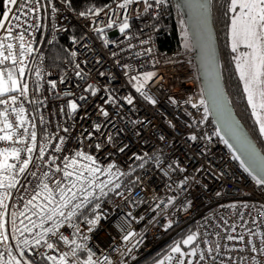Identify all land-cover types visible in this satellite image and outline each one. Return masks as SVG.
Returning a JSON list of instances; mask_svg holds the SVG:
<instances>
[{"label": "built area", "instance_id": "2783aa9c", "mask_svg": "<svg viewBox=\"0 0 264 264\" xmlns=\"http://www.w3.org/2000/svg\"><path fill=\"white\" fill-rule=\"evenodd\" d=\"M20 2L25 7L17 10L13 6L10 14L19 19L6 22L11 34L0 29V51L17 58L15 64L9 58L0 69L23 66L27 85L23 95L17 90L0 96V100H8L0 104V113L7 111L6 118L0 115V128L4 129L0 136H13L0 140V149L21 150L20 160L8 159L16 168L0 176L5 184L10 176L16 182L15 187L0 188L8 193L5 207L0 208L4 214L0 231L6 237L0 239V258H9L14 250L51 264L47 257L54 256L58 264L60 256L75 247L59 240L62 234L83 245L76 256L69 255V264H85L89 253L96 264H140L160 250L159 241H172L187 233L186 239L195 237L192 252H169L157 264H264V189L209 122V110L206 114L200 105L201 100L207 102L193 55L188 50L169 52L160 47L172 22L171 0H133L124 8L120 7L124 0H114L102 12L84 15L72 13L68 6H51L52 0ZM125 19L129 28L120 32ZM74 27L82 36L72 38L66 47L72 62L62 70L50 69L49 49ZM146 74L153 75L145 81ZM13 95L15 102L10 98ZM127 98L132 99L131 104ZM73 101L78 105L75 112L69 106ZM20 108L24 110L23 127L17 115ZM5 119L12 129L5 126ZM32 131L36 133L32 161L21 174L22 160L29 155L24 150L33 147ZM21 138L24 143H19ZM41 147L45 150L42 160ZM77 151L94 156L104 169L115 165L114 176L124 173L116 181L121 187L92 214L88 209L97 200L79 210L73 218L79 232L65 222L57 235L45 237L54 244L52 249L43 241L26 247L23 241L34 240L41 231L21 232L25 225L31 227L28 217L37 220L25 208L36 177L49 172L46 182L54 187L52 180L62 178L55 172L56 166L63 167L64 158ZM53 157L55 163H49ZM97 215L101 218L96 225L86 222ZM84 216L86 220H81ZM51 224L49 221L45 227ZM101 234L107 239H101Z\"/></svg>", "mask_w": 264, "mask_h": 264}, {"label": "snow or ice", "instance_id": "6c2138e0", "mask_svg": "<svg viewBox=\"0 0 264 264\" xmlns=\"http://www.w3.org/2000/svg\"><path fill=\"white\" fill-rule=\"evenodd\" d=\"M31 3V0H28ZM157 3H164L165 0H156ZM133 3V0H124V3L120 4L121 8L126 7ZM7 11L0 16V29H5L9 35L12 32L10 27H7L6 22L10 19H19V16H10L13 10V6H18L19 8L25 7L20 0H6ZM151 6V5H149ZM193 7L199 11L203 5L198 2V0H193ZM237 8L240 9V13L237 16H233L231 23V32H232V50L236 51L238 44L244 43L250 49H252V53L246 54L249 56V59L244 61L243 67L238 64L237 67L241 69V78L245 80V90L249 93V102L252 103L253 108L257 107V104L254 100V91L250 84H259L261 85V89L259 91L260 102L259 108L264 109V0H231V10L235 13ZM80 15H84L83 12ZM111 27V25H109ZM129 28V24L127 20L122 23L120 26V32H124L125 29ZM98 31H103V29H98ZM21 41H23L24 37L21 34L19 37ZM187 46V45H186ZM3 45L0 44V48ZM7 48L11 50L12 45L8 44ZM11 58L13 63H17L16 56L12 55L9 52V55H4L2 51H0V64H3L6 60ZM22 63V62H21ZM21 75L24 74V67L21 66L18 69ZM7 80L5 79V72L0 69V96H3L6 92H13L17 90V86L19 85V81L14 77L13 71L8 70L6 73ZM153 74H146L144 76V80L147 81L151 79ZM37 76L39 73L37 72ZM133 79H138L137 77H133ZM10 82V86H9ZM52 87L55 88V83H52ZM91 87V86H90ZM143 85L137 87V91H141ZM21 95H23L27 91V85H23L20 89ZM95 95V90L92 92ZM13 102L16 101L17 97L15 95L10 97ZM84 99V97H81ZM8 100H0V104H7ZM127 103L131 104L132 99L127 98ZM155 103V101H153ZM200 105L204 106L205 113L208 112L207 104L204 100L200 101ZM70 108L73 112L77 110L78 105L73 101L70 103ZM193 107H199V105H193ZM23 108H20L17 112V115L21 116V124L23 127L24 120L22 117ZM0 115L7 117V111L0 113ZM105 117L108 116L107 112H103ZM259 130L261 134H264V117L259 116ZM4 124L8 129H12L13 125L4 120ZM99 125L96 126V130L99 131ZM224 128L228 133L237 137L240 140L242 146L245 145V141L239 137L238 131L233 128L227 118H224ZM3 128H0V131H3ZM67 132V129H64ZM27 132V129H25ZM219 135V133H217ZM31 140L33 142V147H29L25 149L27 153H29L27 158L22 160V166L19 168V173H25L26 169L29 168V164L32 161L31 153L33 152V148L35 147L36 142V133L32 131L30 133ZM13 136L11 134H6L4 136H0V140H12ZM109 143H111V137L108 138ZM191 139L195 140L196 137L193 136ZM14 143L16 141H13ZM19 143H24L23 138L19 140ZM60 143H64V139H60ZM227 143V141H225ZM101 147L100 144L96 145V148L99 149ZM231 147V146H230ZM61 149L57 147L55 151L59 152ZM120 151H124V149H120ZM45 155V150L43 147L39 149V159H43ZM251 164L250 167H255L260 170L261 173H264V158L260 160H256L252 158V154L249 153ZM14 157L17 160L21 159V150L18 148L9 149H0V157H3L0 160V176H2L3 172H11L16 168L15 164L8 163L9 157ZM239 159V157H236ZM55 157L52 158L49 163H55ZM137 159H141V157H137ZM83 161V162H82ZM242 163H244L242 161ZM63 167L57 165L55 168L56 173H60L62 178H55L52 180L51 186L46 181L50 178L49 172H44L42 176L36 177L37 183L32 186L33 194L27 200L25 204V208L29 209L33 216L37 217V220H32L31 217H28L29 223L31 227L25 225L21 232H31L35 228H40L41 231L36 234L34 240L30 241L25 239L23 244L27 247L30 244H35L39 246L43 241L47 248L52 249L54 247L53 243H48L45 237L51 233L52 235H57L59 228L67 222L70 227L76 229V232H79V227L77 224L73 223V218L78 217V212L81 209H84L87 205L91 204L93 200H97L100 197L107 195L109 191H115L120 188V183L116 182L119 179V176L124 175V173L117 172L116 175H113L112 169L115 168V165H110L107 169H104L97 162L96 158L92 155L86 154L83 151H77L73 157H65L62 161ZM247 170V169H246ZM32 176H36V173H31ZM107 176V180L100 179L101 176ZM257 182L260 184H264V176H259L257 178ZM15 177L10 176L8 179V183L5 184L3 179H0V188H12L15 187ZM111 186V187H110ZM107 190V191H106ZM118 195L120 193H117ZM8 198V193L0 192V208L5 207V200ZM31 206V208H29ZM95 208H99V203L95 204ZM67 210V211H66ZM83 214V213H81ZM3 213H0V229L4 228L3 222ZM15 215V214H13ZM23 215V213H21ZM59 217V219H57ZM100 216H95L94 219L87 220L86 222L90 225H96L100 220ZM38 221V222H37ZM49 221L52 222L50 227H45ZM13 226H15V220H13ZM23 224V221H21ZM15 230V227H14ZM0 239H6L4 233L0 231ZM59 240H63L65 244H74L75 247L71 249V252H65L60 256L58 264H69L68 257L76 256L77 250L82 248L83 245L76 244L75 240H69L67 236L62 234L58 237ZM125 239H128L126 236ZM195 239L194 236H189L183 243L190 244ZM229 240L234 239V237L229 236ZM242 240L243 237H240ZM262 244H264V240H262ZM253 251L256 250L255 245L252 248ZM173 251L180 254L181 248L179 246L173 248ZM211 251V249H210ZM23 255V252H21ZM195 255V253H193ZM203 258V257H201ZM48 260L53 261V264H57V258L54 256H48ZM107 259V258H105ZM0 264H20L19 260H16L13 257L11 260L5 262L0 260ZM85 264H96L93 260L91 253L88 254L87 260Z\"/></svg>", "mask_w": 264, "mask_h": 264}, {"label": "trees", "instance_id": "16d2710c", "mask_svg": "<svg viewBox=\"0 0 264 264\" xmlns=\"http://www.w3.org/2000/svg\"><path fill=\"white\" fill-rule=\"evenodd\" d=\"M68 8L74 12H83L94 14L103 11L108 8L114 0H63ZM172 8V27L167 31L165 37L160 41V47L164 51H174L177 49L186 48L183 47L182 33L187 30L185 29V23L181 14L177 11L171 1ZM212 10H213V20L216 28V34L220 45V53L222 58V69H223V78L226 91L230 97V100L234 106V109L239 116L240 120L247 127L256 143L264 153V137L260 133L259 124L255 121L252 115L250 107H246V101L243 102L246 92L242 87V83L237 74L235 66V52L231 49L230 37H229V27L232 16L231 11V0H213L212 1ZM7 11L6 0H0V16ZM81 32L77 27H74L70 35L62 38L55 43L54 46L50 48L47 53V65L52 70H62L66 63H71L72 58L66 51V45H68L72 38L81 37ZM188 50V48H186ZM23 84L25 83L26 76L23 74ZM19 90V89H18ZM17 91V90H16ZM245 104V105H244ZM252 126V129H251ZM127 184V183H126ZM125 185V184H124ZM121 187V186H120ZM119 189V188H118ZM117 190V189H116ZM114 191L110 192L108 195L99 199L96 203H102L109 200L110 195ZM88 209L89 214L94 212L95 204ZM85 216L81 220H84ZM86 220V219H85ZM191 230V229H190ZM188 230L187 232L189 233ZM192 232V230L190 231ZM186 236V235H185ZM184 238V236H183ZM193 244V243H192ZM167 244L165 247L156 252L143 264H153L155 261H150L155 259L156 261L160 260L166 254L170 252V249ZM192 246V245H191ZM191 246H185L184 249L189 250ZM2 254V248L0 247V255ZM13 257L20 261V264H51L45 259L34 261L30 258H27L26 255H19L16 252L11 251L10 257L2 256L0 260L5 262L11 260Z\"/></svg>", "mask_w": 264, "mask_h": 264}, {"label": "water", "instance_id": "95a60500", "mask_svg": "<svg viewBox=\"0 0 264 264\" xmlns=\"http://www.w3.org/2000/svg\"><path fill=\"white\" fill-rule=\"evenodd\" d=\"M171 1L186 24L203 96L207 102L212 123L227 144L231 146L235 155L239 157L241 164L257 180L259 176H264V173H261L258 168L249 166L251 164L249 153L256 160L264 158V153L240 120L226 91L220 45L213 24L212 0H198L203 5L199 11L193 7V0ZM225 117L229 124L238 131L239 137L245 141L244 146L237 137L228 133L224 128Z\"/></svg>", "mask_w": 264, "mask_h": 264}, {"label": "rangeland", "instance_id": "374dc122", "mask_svg": "<svg viewBox=\"0 0 264 264\" xmlns=\"http://www.w3.org/2000/svg\"><path fill=\"white\" fill-rule=\"evenodd\" d=\"M232 11V10H231ZM232 13V16H231V21H230V27H229V37H230V44H231V49H232V32H231V23H232V18H233V16H237V15H239V13H240V9L239 8H237V10H236V12L234 13L233 11L231 12ZM185 29H186V27H185ZM182 37L184 38L183 39V41H182V45H184L183 47H185L186 45H187V47L186 48H188V53L189 54H191V55H193V52H192V48H191V43H190V40H189V38H188V35H187V33H186V31H184L183 33H182ZM186 48H182V51H184V52H186L187 51V49ZM252 49H250V48H248L247 46H246V44H244V43H240V44H238V46H237V49H236V51H234L236 54H235V66H236V70H237V74H238V77H239V79H240V82L242 83V87H243V89H244V91L246 92V96L249 98V93H248V91H246L245 90V80L244 79H242L241 78V69L239 68V67H237V65L238 64H240L242 67H243V65H244V61H246V60H248L249 59V56L248 55H246V54H250V53H252ZM4 72H5V79L7 80V75H6V73L8 72V70H12L13 71V74H14V77L21 83V85H20V83H19V85L17 86V90L20 88V87H22V78H23V75H21L20 73H19V71H18V69H16L15 67H9V68H5V69H2ZM9 86H10V82H9ZM250 86L253 88V91H254V100H255V102H256V104H257V107L254 109V111H255V115H256V119H257V122H258V124H259V119H258V116H257V113L259 114V116H262V117H264V110L263 109H260L259 108V102H260V96H259V91H260V89H261V85H259V84H250ZM10 93H12V92H6L4 95H6V94H10ZM247 98V99H248ZM259 127H260V125H259ZM263 135V137H264V134H262ZM187 233H185V234H181V235H179L178 237H176V238H174L172 241H171V243H170V245L168 246V248L170 249V252H172L173 251V248H175V247H177V246H179L180 248H181V253H191L192 252V249L190 248L189 250H186V249H184V247L185 246H191L192 245V243H193V241L190 243V244H184L183 242L186 240V237H185V235H186ZM183 236H184V238H183ZM16 259V258H15ZM156 259V258H155ZM154 258L153 259H151L150 261H155L153 264H157V263H159L160 262V260H158V261H156ZM16 260H18V259H16Z\"/></svg>", "mask_w": 264, "mask_h": 264}, {"label": "bare ground", "instance_id": "6f19581e", "mask_svg": "<svg viewBox=\"0 0 264 264\" xmlns=\"http://www.w3.org/2000/svg\"><path fill=\"white\" fill-rule=\"evenodd\" d=\"M213 1V0H212ZM52 2L54 3H52L51 4V6H54L55 7V5H57V6H67V4L63 1V0H52ZM6 8H7V4H6ZM171 10H172V8H171ZM71 12L72 13H75V14H77V13H79V12H74V11H72L71 10ZM102 12V11H101ZM98 13H100V12H98ZM183 21H184V19H183ZM185 23V22H184ZM172 24H173V22H171V24H170V28L172 27ZM213 24H214V20H213ZM185 27H186V24H185ZM214 27H215V25H214ZM169 28V29H170ZM215 30H216V28H215ZM70 32H71V30H69V32L66 34L67 36L68 35H70ZM68 45H66V47H67ZM50 50V49H49ZM174 51H182V49L180 48V49H177V50H174ZM169 52H172V51H169ZM221 60H222V58H221ZM210 115V114H209ZM209 122L216 128V126L212 123V120H211V117L209 118ZM217 129V128H216ZM217 131H218V129H217ZM219 132V131H218ZM219 134H220V132H219ZM221 135V134H220ZM221 137H222V135H221ZM223 138V137H222ZM223 140L225 141V139L223 138ZM230 147V146H229ZM232 150V149H231ZM233 151V150H232ZM234 153V152H233ZM235 154V153H234ZM236 156V155H235ZM237 157V156H236ZM239 160V159H238ZM261 185V187L264 189V186L262 185V184H260ZM188 230H189V228H188ZM100 238L101 239H104V240H106L107 239V237H106V235L105 234H101L100 235ZM169 243H171V241L170 240H162V242H160L159 241V245H160V249H162L163 247H165L167 244H169ZM192 247H193V244H192V246H191V249H192ZM154 255V254H153ZM152 255V256H153ZM149 259V258H148ZM147 259V260H148ZM147 260H145L143 263H145ZM143 263H140V264H143Z\"/></svg>", "mask_w": 264, "mask_h": 264}, {"label": "flooded vegetation", "instance_id": "af4514ba", "mask_svg": "<svg viewBox=\"0 0 264 264\" xmlns=\"http://www.w3.org/2000/svg\"><path fill=\"white\" fill-rule=\"evenodd\" d=\"M245 98H244V100H243V102L245 103V101H246V107H250L251 108V111H252V115H253V118L255 119V121L257 122V119L255 118L256 117V115H255V111H254V108H253V105H252V103H250L249 102V98L247 97V96H244ZM248 98V99H247ZM244 104V105H245ZM264 110V109H263ZM258 123V122H257ZM251 129H252V126H251Z\"/></svg>", "mask_w": 264, "mask_h": 264}, {"label": "crops", "instance_id": "0c3cea01", "mask_svg": "<svg viewBox=\"0 0 264 264\" xmlns=\"http://www.w3.org/2000/svg\"><path fill=\"white\" fill-rule=\"evenodd\" d=\"M20 82H21V81H20ZM22 84H23V80H22ZM20 85H21V83H20ZM20 88H21V87H20ZM20 88H19V89H20ZM13 92H14V91H13Z\"/></svg>", "mask_w": 264, "mask_h": 264}]
</instances>
